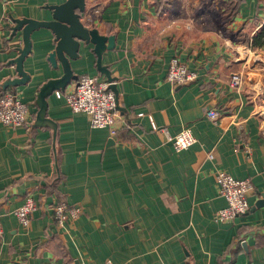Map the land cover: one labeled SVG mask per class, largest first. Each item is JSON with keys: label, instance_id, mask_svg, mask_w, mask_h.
<instances>
[{"label": "crops", "instance_id": "0c3cea01", "mask_svg": "<svg viewBox=\"0 0 264 264\" xmlns=\"http://www.w3.org/2000/svg\"><path fill=\"white\" fill-rule=\"evenodd\" d=\"M61 1L0 0V92L30 109L27 124L0 122V264H264V0H86L81 20L114 36L101 57L124 120L113 138L55 90L38 116L40 85L62 73L48 59L47 28L30 32L27 81L6 85L22 45L12 19H49L46 5ZM92 46L80 41L70 67L106 79ZM172 58L196 79L167 80ZM150 117L170 134L190 128L196 141L175 150ZM219 169L253 185L249 209L227 221L214 218L225 205ZM27 195L36 208L22 227L13 211ZM56 201L80 208L63 228Z\"/></svg>", "mask_w": 264, "mask_h": 264}, {"label": "built area", "instance_id": "2783aa9c", "mask_svg": "<svg viewBox=\"0 0 264 264\" xmlns=\"http://www.w3.org/2000/svg\"><path fill=\"white\" fill-rule=\"evenodd\" d=\"M1 26V24H0ZM1 38V27H0ZM196 73L190 70L178 58H172L168 65L167 80L174 84H185L196 79ZM107 79L97 75L81 73L76 76L70 88L64 91L55 90L57 97H62L72 111L83 112L89 117L92 127L106 128L109 137L113 138L124 120L118 105L117 95L109 87ZM242 76L233 73L229 79V85L240 87ZM208 118L216 120L220 114L216 109L206 110ZM30 117L29 104L20 99L13 91L0 92V122L8 126L27 124ZM154 130L163 131L167 141L172 143L175 150H181L192 145L196 138L190 128L184 127L175 134H170L166 129L158 127L151 119ZM208 157H212L209 153ZM217 191L225 201V205L215 211L216 221H227L236 215L245 213L249 207V194L253 185L249 178H236L224 170L215 173ZM54 220L58 227L63 228L66 224L76 219L80 214V208L76 205H67L63 201L51 204ZM36 208V201L31 195H27L13 213L22 227H28L32 211ZM2 232L0 224V234ZM106 264H112L110 260ZM179 264V263H168Z\"/></svg>", "mask_w": 264, "mask_h": 264}, {"label": "water", "instance_id": "95a60500", "mask_svg": "<svg viewBox=\"0 0 264 264\" xmlns=\"http://www.w3.org/2000/svg\"><path fill=\"white\" fill-rule=\"evenodd\" d=\"M86 0H63L59 3L47 4L50 10L49 19L14 18V25L11 27L13 34L20 30V40L22 45L17 47L18 54L12 59L15 63L18 78L7 81L6 85H17L25 83L28 79L23 70V60L30 52V32L39 27L47 28L51 31L55 41L53 49L48 53L50 63L55 67L60 64L62 73L58 77L50 78L43 82L36 94V104L38 106V116L44 113L47 105V97L54 91L63 90L72 79L76 78L70 67L69 59L78 57L80 41L83 44L92 43V51L96 55V69L104 74L109 82L114 79L110 75L108 67L101 63L102 53L112 49L115 45L113 35L99 33L96 27H88L81 20V15L85 10ZM117 95L113 83L109 86ZM261 200V199H260ZM262 201V200H261Z\"/></svg>", "mask_w": 264, "mask_h": 264}, {"label": "trees", "instance_id": "16d2710c", "mask_svg": "<svg viewBox=\"0 0 264 264\" xmlns=\"http://www.w3.org/2000/svg\"><path fill=\"white\" fill-rule=\"evenodd\" d=\"M261 31L263 32L264 29H262ZM261 31L259 33H261ZM259 33H256V35L254 36L253 43L255 42V38L259 36Z\"/></svg>", "mask_w": 264, "mask_h": 264}]
</instances>
